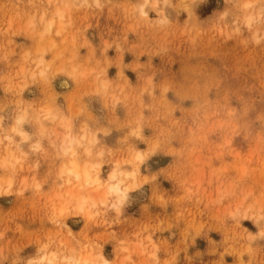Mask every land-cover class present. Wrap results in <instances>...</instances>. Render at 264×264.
<instances>
[{
	"label": "rangeland",
	"instance_id": "obj_1",
	"mask_svg": "<svg viewBox=\"0 0 264 264\" xmlns=\"http://www.w3.org/2000/svg\"><path fill=\"white\" fill-rule=\"evenodd\" d=\"M52 1L0 0V264H25L43 241L71 240L63 223L107 258L115 249L118 258L130 252L131 264H150L146 251L135 252L136 233L152 238L141 246L156 252L153 264H264V35H253L264 26V0H251L261 20L240 31L232 26L248 11L244 0L200 1L196 26L181 0H170L166 22H157L160 13L151 5L141 14V0L75 6L67 0L68 26L54 48L62 46L64 57L55 65L76 50L74 62L64 61L68 71L77 60L106 68L111 85L102 98L89 76L80 82L57 71L49 80L28 79V52L52 42L37 35L40 26L25 33L24 23ZM52 52L44 53L46 59ZM62 77L68 87L59 85ZM90 95L105 102L103 117L87 105ZM48 100L71 118L69 130L79 133L85 122L97 132L92 156L78 154L100 161L104 179L114 161L124 171L137 167V187L119 215L101 206L86 218L71 203L60 222L54 220L66 190L83 195L85 189L58 177L62 157L47 134L45 151L34 152L26 140L28 161L6 168V135L14 143L20 138L12 131L17 115ZM32 124L28 118L21 124L31 141ZM100 148L106 151L97 156ZM139 150L142 158H133ZM249 204L262 214L260 224L241 216Z\"/></svg>",
	"mask_w": 264,
	"mask_h": 264
},
{
	"label": "bare ground",
	"instance_id": "obj_2",
	"mask_svg": "<svg viewBox=\"0 0 264 264\" xmlns=\"http://www.w3.org/2000/svg\"><path fill=\"white\" fill-rule=\"evenodd\" d=\"M46 3H50L51 0H46ZM70 5L73 2L78 3H88L99 5V0H68ZM67 0H56L52 1L49 8L48 4L45 5V9L41 11L40 14H33L29 17L28 21L24 23L25 33L29 35L33 33V30H37V27L40 26L39 34L35 32L37 35H40L41 39L45 36L49 38V41L52 43H47V46L44 48L43 45H39L34 53L28 52L30 54V68L28 67V79L29 80H49L50 74L53 72L64 73L68 75L71 79L76 80L78 77L81 78L80 82H84L85 79L91 77L94 82V93L100 94L101 98L102 94L105 96V92L111 85V81L107 78L106 68H99L96 65V68L91 66H85L82 61L70 67L69 71L65 68L64 61L63 64H57L55 61L60 55L63 58V49L62 46H58L60 48L56 49L57 52L54 53V48L57 47L59 41L55 39L56 36L62 35L67 26V19L69 15ZM72 1V2H71ZM202 0H181L180 3H187V11L188 15L196 26L197 18L194 14V8L196 5ZM72 3V4H71ZM77 3V5H78ZM74 5V4H73ZM151 5L156 11L160 13V17L157 22H166L169 18V6L170 0H141L139 5L137 6L139 12L143 15L146 14V7ZM252 5L251 0H244L243 7L248 9L246 14L242 16L241 19H233V31H240L244 26L248 29L255 28V25L261 20V9L257 12H252L249 8ZM75 6V5H74ZM128 7V6H127ZM126 7V8H127ZM253 8V7H252ZM263 9V8H262ZM225 13L223 14V16ZM264 19V18H263ZM10 22V20H9ZM156 22V21H155ZM131 26V25H130ZM17 28H21L20 26ZM33 28V30H32ZM197 27H194L196 29ZM23 29V28H22ZM18 31V29H17ZM20 32V31H18ZM24 32V30H23ZM260 32V33H259ZM65 34V33H64ZM62 35V37L64 36ZM254 39L258 40L259 35H264V26L259 31V28L253 30ZM38 39L42 41L40 38ZM65 37V36H64ZM61 39V38H60ZM48 41V40H47ZM65 38H62L63 42ZM68 41V40H67ZM42 43V42H41ZM40 44V43H39ZM63 44V43H62ZM64 45V44H63ZM72 45V44H71ZM89 45V42H88ZM55 46V47H53ZM65 48V45L64 47ZM53 49V50H52ZM59 49L62 51L60 52ZM54 53L52 59H46L45 54L50 51ZM74 50V49H73ZM105 47L102 48V53L104 52ZM49 51V52H48ZM70 54L67 57L65 62L73 61L77 59V51L74 52L70 50ZM93 51L91 50V53ZM45 53V54H44ZM62 53V54H61ZM91 53L86 61H89L91 64ZM27 54V57L28 55ZM33 55V57H32ZM59 59V58H58ZM65 59V58H64ZM61 60V59H60ZM58 61V60H57ZM107 64V59L105 60ZM59 62V61H58ZM70 65V64H69ZM71 66V65H70ZM101 67V66H100ZM56 73V74H58ZM122 75V72L119 71ZM119 74V75H120ZM92 75V76H91ZM123 76V75H122ZM124 77V76H123ZM126 82H128V78H124ZM88 80V79H87ZM79 82V83H80ZM24 84V82H23ZM59 85L62 87H68L69 81L66 77H62L60 79ZM83 86V84H82ZM120 87L122 85L120 84ZM29 92L32 91L29 89ZM87 105L91 107L95 112V117H103L104 112V103L101 104L97 98L93 96H88ZM71 110V109H70ZM73 112V111H71ZM33 113V114H32ZM65 113V112H64ZM63 113V110L52 103V101L48 100V102H44L43 105L38 110H33L29 105L22 111L21 114L17 115L15 125L12 127V131H15L17 135H19V140L15 143L11 138V134L6 135L7 144L6 153H5V163L6 168L10 169L16 165H21L22 162L28 161V152L23 148V143L28 140L30 143L28 144V148L33 150L34 152H42L45 151L44 147L48 145H44V138L47 134V141L49 145H58V151L60 152L59 156L62 157L60 161L57 175L58 177H63V182L67 184H71L72 181L78 182L80 185V190L85 189L84 194L75 195L71 189L66 190L65 195H68L66 199H64L63 204H61L57 211H53L52 215L55 221L60 222L59 218L62 214L67 212L69 204L73 203V208L76 212L82 213L86 218H90L97 211L96 208L101 206H106V208H111L115 210L116 215H119L121 210H123V206L126 204L129 196V192L137 187V175L138 170L137 167L130 171H124L119 168V164L121 161L117 160L112 162L109 172L107 174L106 179L101 176V164L100 161H92L91 159L83 160L81 155L78 154V150H82L83 154L86 157L92 156V145L98 141V134L94 130H90V126L85 122L82 123V126L79 128L80 131L73 132V130H69L70 126V117H67ZM40 114V115H39ZM96 117V118H97ZM31 119L34 126V140L31 141V135L28 131L24 130L21 127V124L25 119ZM58 121V122H57ZM63 124V128H56V124ZM48 126V127H47ZM51 127V128H50ZM60 132V133H58ZM15 146V149L9 150L8 147L11 145ZM55 148V147H54ZM106 150L104 148H100L96 153L97 156L103 154ZM133 158L141 159L142 153L141 151H136ZM21 163V164H20ZM34 168V167H33ZM11 178L6 180V187L11 184ZM80 192V191H78ZM74 196H77L74 198ZM73 198V201H69ZM241 205V204H240ZM72 207V206H71ZM102 208V207H101ZM253 204H249L247 207L241 209V216L247 217L252 220L254 223L261 222L262 214L258 212L252 211ZM95 210V211H94ZM238 211V207L235 208ZM104 212V211H103ZM62 224V223H61ZM60 224V225H61ZM60 225L58 227H60ZM65 231L68 235H70L71 240L69 238L62 237L56 243H50L48 241H43L37 245V249L35 255L28 260H26L25 264H131L132 256L130 252L125 253L122 258H118L119 249H115V255L112 258H107L103 251L99 247H93L90 243L77 240L73 233L71 232L70 227L63 223ZM260 228V227H259ZM262 228V227H261ZM63 230V229H62ZM261 230V229H260ZM57 232V231H56ZM261 233V232H260ZM136 240L134 243L135 252L140 250L146 251L147 257L150 260V264L156 262V252L150 251L149 249H142L141 244L147 240H151L152 238L149 235H142L141 233H136ZM130 251V250H129ZM146 257V258H147ZM143 264H146L144 262Z\"/></svg>",
	"mask_w": 264,
	"mask_h": 264
}]
</instances>
